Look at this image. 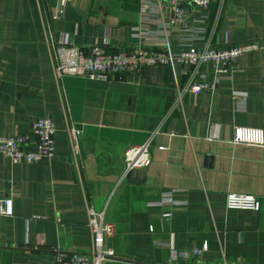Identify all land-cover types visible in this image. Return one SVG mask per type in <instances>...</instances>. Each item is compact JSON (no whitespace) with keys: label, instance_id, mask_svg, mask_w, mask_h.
<instances>
[{"label":"crops","instance_id":"1","mask_svg":"<svg viewBox=\"0 0 264 264\" xmlns=\"http://www.w3.org/2000/svg\"><path fill=\"white\" fill-rule=\"evenodd\" d=\"M139 3L0 0V134L26 133L44 114L56 125L52 159L12 163L0 152V199L13 203L12 215L0 214V264H53L57 250L89 249L88 206L115 225L116 259L105 264H264V145L232 143L235 125L264 129V49L241 55L240 72L215 92L189 91L178 62L109 81L53 74L60 40L121 51L154 39L136 29ZM202 20L188 17L205 27L198 44L264 40V0H212ZM180 42L173 32L171 44ZM69 126L81 130L76 154ZM150 136L149 164L125 173L128 147ZM171 190L186 204L164 223L151 203ZM228 192L258 196L260 210L227 209ZM185 247L202 254L170 262Z\"/></svg>","mask_w":264,"mask_h":264},{"label":"built area","instance_id":"2","mask_svg":"<svg viewBox=\"0 0 264 264\" xmlns=\"http://www.w3.org/2000/svg\"><path fill=\"white\" fill-rule=\"evenodd\" d=\"M67 0H61V6ZM212 0H140L139 22L136 29L153 34L154 39L138 38L136 46L129 50L113 51L100 46L84 49L78 45L60 40L51 51L52 69L58 79L66 75L82 76L89 79L109 81L125 74L141 73L146 66H160L178 62L184 65L182 72L189 75V91L215 92L222 78L232 76L240 70L237 59L250 51L264 49V40H245L234 42L228 38L222 44L210 41L195 43L205 27L190 26L189 15L198 14L204 20L208 17ZM61 9V8H60ZM169 9L170 16L164 17ZM202 20V21H204ZM173 32L180 33L181 42L171 44ZM244 108L245 98L240 99ZM240 108V107H239ZM55 120L50 115H40L32 120L26 133L0 134V152L12 163H34L42 159H52L55 154ZM81 130L75 126L67 128L68 140L73 152H79ZM172 135V134H169ZM232 143L244 145H264V129L246 125H235ZM152 136L140 144L128 147L124 154L125 173L133 169L146 167L150 160ZM158 149H166L158 145ZM175 191L164 192L151 206L163 208L162 221L167 222L173 215V207L184 205L186 201L173 197ZM225 207L231 210L259 211L261 202L253 194L228 192L225 195ZM165 209V207H168ZM0 214H13L11 198L0 199ZM86 226L92 238V244L86 250H57L53 264H105L116 259L115 249L109 243L115 234V225L106 220L104 211L87 207ZM154 232V226H149ZM158 244H168L156 241ZM200 247L171 249L170 262L186 261L200 257ZM142 264V263H135ZM241 264V263H240Z\"/></svg>","mask_w":264,"mask_h":264}]
</instances>
